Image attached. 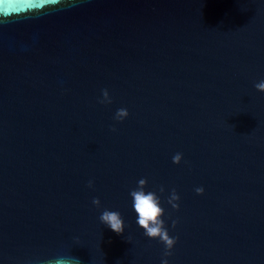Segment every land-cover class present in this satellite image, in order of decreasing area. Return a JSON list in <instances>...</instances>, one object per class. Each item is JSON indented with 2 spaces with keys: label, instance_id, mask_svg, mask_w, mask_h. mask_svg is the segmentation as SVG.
Returning <instances> with one entry per match:
<instances>
[{
  "label": "water",
  "instance_id": "95a60500",
  "mask_svg": "<svg viewBox=\"0 0 264 264\" xmlns=\"http://www.w3.org/2000/svg\"><path fill=\"white\" fill-rule=\"evenodd\" d=\"M261 80L264 0H0V264H161L142 178L169 264H264Z\"/></svg>",
  "mask_w": 264,
  "mask_h": 264
},
{
  "label": "clouds",
  "instance_id": "9594fccd",
  "mask_svg": "<svg viewBox=\"0 0 264 264\" xmlns=\"http://www.w3.org/2000/svg\"><path fill=\"white\" fill-rule=\"evenodd\" d=\"M256 89L264 92V80L255 84ZM103 99L100 103H111L112 99L107 89L102 92ZM130 115L126 108H120L117 110L115 119L118 121H123ZM113 131L116 129L113 128ZM173 162L175 164H180L183 160L182 153H176L173 156ZM137 187L130 191V196L132 197V207L137 214V224L144 230V235L151 239H159L165 245V251L163 253V258L161 264H169L167 257H170L173 252L176 243L178 242V237H173L170 235L165 220V209L161 206V198L155 191H146L148 180L145 178L140 179L137 182ZM88 187H94V181L90 180L88 182ZM159 191L163 193L165 191L164 187L161 186ZM196 193L203 195L205 189L203 187H197L195 189ZM180 196L175 189H172L170 196L168 197V203L172 208L179 210L180 204L178 201ZM92 203L96 207H101V200L96 197L93 198ZM102 224L108 226L111 230L117 234H123L125 232V221L122 215L118 211H113L109 209H104L99 217ZM178 221H172V226L175 227ZM75 257H57L48 261V264H71L72 260H77Z\"/></svg>",
  "mask_w": 264,
  "mask_h": 264
}]
</instances>
